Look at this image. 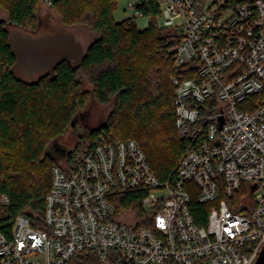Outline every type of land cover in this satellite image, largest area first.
Returning <instances> with one entry per match:
<instances>
[{
	"label": "built area",
	"instance_id": "obj_1",
	"mask_svg": "<svg viewBox=\"0 0 264 264\" xmlns=\"http://www.w3.org/2000/svg\"><path fill=\"white\" fill-rule=\"evenodd\" d=\"M155 2L165 28H180L175 127L194 146L161 182L135 140L103 132L75 168L52 167L41 221L0 218V264H254L264 245V0ZM142 3L127 0L130 26ZM116 188L146 191L144 217L116 212ZM193 202L209 205L203 224Z\"/></svg>",
	"mask_w": 264,
	"mask_h": 264
},
{
	"label": "trees",
	"instance_id": "obj_2",
	"mask_svg": "<svg viewBox=\"0 0 264 264\" xmlns=\"http://www.w3.org/2000/svg\"><path fill=\"white\" fill-rule=\"evenodd\" d=\"M243 0H227L224 8ZM41 0H0L7 22L0 21V195L9 203L0 207L1 221L27 215L41 221L51 185V170L58 162L48 153L56 137L74 127L90 103L110 105L104 122L77 137L63 160L66 169L99 143L104 132L111 142L135 140L161 182H171L185 153L194 146L180 139L175 127V49L180 36L159 28L155 0H143L138 9L149 16L148 28L138 30L127 19L115 22L117 0H59L50 7L64 24H83L98 34L80 61L56 62L33 82L15 76L17 56L9 42L7 25L26 30L36 27ZM111 202L116 212L144 217V189L116 188ZM209 205L193 202L196 221L204 223ZM138 225L149 227L142 220ZM163 264H172L167 260Z\"/></svg>",
	"mask_w": 264,
	"mask_h": 264
},
{
	"label": "rangeland",
	"instance_id": "obj_3",
	"mask_svg": "<svg viewBox=\"0 0 264 264\" xmlns=\"http://www.w3.org/2000/svg\"><path fill=\"white\" fill-rule=\"evenodd\" d=\"M127 0H117L112 17L115 22L126 20L132 15L126 7ZM36 27L26 30L7 25L9 30V42L15 52L18 63L13 68L16 77L27 82L35 81L46 73L49 67L56 62L66 59L72 64H77L78 49H87L89 44L98 38L88 26L83 24H64L60 13L55 7L38 4L36 12ZM0 21L7 22V15L0 10ZM159 28H165L161 17L156 18ZM150 17L142 15L136 19L138 30L148 28ZM179 21H175L177 25ZM180 32V28L176 33ZM87 46V47H86ZM85 49V50H86ZM85 52V51H84ZM111 110L110 105H98L90 103L86 110L77 116L74 127H71L64 135L56 137L48 145L49 155L58 163L63 162L65 154L73 148L77 137L81 136L95 126L100 125L106 119Z\"/></svg>",
	"mask_w": 264,
	"mask_h": 264
},
{
	"label": "water",
	"instance_id": "obj_4",
	"mask_svg": "<svg viewBox=\"0 0 264 264\" xmlns=\"http://www.w3.org/2000/svg\"><path fill=\"white\" fill-rule=\"evenodd\" d=\"M256 188V185L253 184L250 186V189L248 191V195H249V198H250V194L252 193V191ZM254 264H264V245L263 247L261 248Z\"/></svg>",
	"mask_w": 264,
	"mask_h": 264
},
{
	"label": "crops",
	"instance_id": "obj_5",
	"mask_svg": "<svg viewBox=\"0 0 264 264\" xmlns=\"http://www.w3.org/2000/svg\"><path fill=\"white\" fill-rule=\"evenodd\" d=\"M86 47H87V46H86ZM85 49H86V48H85ZM85 49H83V48L81 49V47H80V50L78 49V53L76 54V56H78V60H77V62L80 61L82 55L84 54ZM12 50H13V49H12ZM69 61L72 62V60H69ZM17 63H18V58H17V61H16L15 66L17 65ZM53 65H54V64H52L48 69H50ZM15 66H14V68H15ZM20 79H21V78H20Z\"/></svg>",
	"mask_w": 264,
	"mask_h": 264
}]
</instances>
